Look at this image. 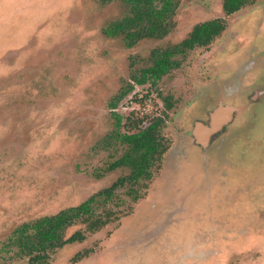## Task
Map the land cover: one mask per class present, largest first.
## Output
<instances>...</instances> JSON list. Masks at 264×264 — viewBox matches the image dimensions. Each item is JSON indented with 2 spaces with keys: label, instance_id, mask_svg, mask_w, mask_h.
<instances>
[{
  "label": "rangeland",
  "instance_id": "obj_1",
  "mask_svg": "<svg viewBox=\"0 0 264 264\" xmlns=\"http://www.w3.org/2000/svg\"><path fill=\"white\" fill-rule=\"evenodd\" d=\"M170 6L160 37L127 47L123 34H104L131 15L122 0H0V264H26L7 247L15 227L80 205L109 215L108 225L90 233L78 222L66 236L81 230L85 240L55 252L49 264H72L85 250L92 253L76 264H264V101L252 107L251 99L255 90L257 102L264 98V0L231 15L221 0ZM213 19L225 30L208 47L175 56L180 66L155 85L137 83L152 51ZM245 64L243 80L253 88L245 92L250 101L236 99L244 117L206 154L198 146L180 150L185 155L158 150L154 176L133 187L142 199L133 202L128 186L104 200L100 193L130 173L114 163L128 152L119 141L128 117L142 127L159 117L170 147L200 88V101L218 88L201 85L230 81Z\"/></svg>",
  "mask_w": 264,
  "mask_h": 264
},
{
  "label": "trees",
  "instance_id": "obj_2",
  "mask_svg": "<svg viewBox=\"0 0 264 264\" xmlns=\"http://www.w3.org/2000/svg\"><path fill=\"white\" fill-rule=\"evenodd\" d=\"M129 7L130 16L122 18L110 28L104 30V34L115 36L124 35L126 46L133 44L144 38H158L163 31L164 15L170 11L169 7L172 0H161L158 8L153 6V0H122ZM254 0H222V8L226 14L239 11L246 5L252 4ZM223 20L215 19L202 22L193 26L188 36L179 44L158 51L151 52L152 64L150 67L142 70L137 83L145 84L147 81L151 85L167 75L172 69L179 66L174 60L175 56H182L188 50L197 47H207L224 30ZM130 91V88L123 89L119 96L109 104L114 108L116 101L122 98ZM116 131L119 127L120 119L117 118ZM124 124L125 134L119 136V141L127 145L128 152L119 160H116V166H125L130 168L128 177L119 178L112 186L123 187L125 184H137L141 180H147L151 177V169L155 161L154 154L157 153L158 146L155 141V129L160 125V119H156L145 130L128 134L133 129L138 128L142 121L138 118H127ZM115 138V136H114ZM159 144V143H158ZM130 197L137 199L134 191L129 190ZM132 192V193H131ZM111 189L102 191L100 195L105 199L109 198ZM78 222L86 223V229L89 232L96 231L105 221L101 217H94L92 210L86 205L66 208L55 215L43 216L28 223H23L14 228L9 237L7 247L15 249V255L19 258H26V264H46L49 259V253L60 248L65 243L80 241L83 239V233L77 231L65 239L66 229Z\"/></svg>",
  "mask_w": 264,
  "mask_h": 264
},
{
  "label": "flooded vegetation",
  "instance_id": "obj_3",
  "mask_svg": "<svg viewBox=\"0 0 264 264\" xmlns=\"http://www.w3.org/2000/svg\"><path fill=\"white\" fill-rule=\"evenodd\" d=\"M247 6V5H246ZM221 8H222V0H221ZM244 8V7H243ZM241 10V9H240ZM239 10V11H240ZM222 11H223V13L224 14H226L225 12H224V10H223V8H222ZM238 12V11H237ZM234 13H236V12H234ZM231 14H233V13H231ZM231 14H226V15H231ZM214 20V19H213ZM211 21V20H210ZM206 22V21H205ZM224 30H225V28H224ZM223 30V31H224ZM222 31V32H223ZM221 32V33H222ZM217 38V37H216ZM213 42V41H212ZM211 42V43H212ZM209 46V45H208ZM207 46V47H208ZM199 48H201V47H199ZM202 48H206V47H202ZM193 50V49H192ZM188 51H191V50H188ZM187 51V52H188ZM187 52H185V54L187 53ZM183 56V55H182ZM180 66V65H179ZM178 66V67H179ZM177 67V68H178ZM176 69V68H175ZM173 70V69H172ZM211 75H212V73H210ZM231 75H233V78L230 80V81H224V82H220V80L219 81H217V82H213L214 80H211L210 82H208V83H206V84H203V85H201V86H203L204 88L205 87H207L208 85H210L211 86V88L213 89L214 88V85L212 84V83H217V86H218V88H217V90L216 91H214L216 94H213V91H210V93H209V95H208V99L206 98V95L204 96L205 97V99H203L202 98V101H200L199 100V97L201 96V94L203 93L202 92V88H200V90H199V93L201 92V94H199V96H198V99H197V103L195 102V104L193 105V106H191L190 104H191V102L189 103V105L191 106H189L185 111H183V113H181L180 115H179V118L181 119V123H183V124H185L186 126H183L182 127V130L180 131V134H181V136H180V134L179 133H175V135H173V136H176V139H175V141H174V143L175 144H173L172 146H166L167 144H166V138L162 135V128H163V123H162V121H161V119L158 117V118H153L154 120L152 121V122H150V124H152L156 119H160V125H159V127L157 128V129H155V141H154V143H156L157 144V146H158V149H157V151L158 150H160V153H161V151H162V153H166V152H168V154H171V152H174V151H176L175 149H177V150H179V151H176L177 152V155H185V153H182V151H180V150H188L190 147H195V146H198V147H200V148H202V153H207L206 151L207 150H209V149H207V148H209L210 147V145H211V143H210V141L211 140H213L214 138H216L217 136H222L223 135V133H224V131L226 132L227 131V127L228 126H230V124H232L233 122H234V124H235V122L239 119V118H242V117H244V115H242L241 116V114L239 113V112H237L238 111V108L240 107V105H239V103H237V101H236V99L238 100V95L239 96H243L244 98H246V101H250L249 100V97H248V93H245V92H247V89H251V88H253V86L251 87L250 85H249V83H248V81L247 80H243V79H245L244 78V76L245 77H249V75H250V69H249V65L248 64H245V65H242L241 66V68L238 70V71H236V72H234V73H232ZM147 82H149V81H147ZM146 82V83H147ZM126 88H128V87H126ZM130 88V91L126 94V95H128L130 92H131V89H132V87L130 86L129 87ZM258 89V88H257ZM260 90V89H259ZM204 91H206V90H204ZM224 91H227V96L225 95L224 96ZM261 92H263V90H260ZM264 93V92H263ZM120 94V93H119ZM119 94L117 95V96H115L114 97V99H113V101L119 96ZM217 94H220V96H221V98H220V102L219 103H217L215 106H213L214 105V102L213 101H216L215 100V96H217ZM256 94H259V91H257V90H255L254 91V93H253V95L251 96V99L253 100V104H252V107L253 106H255L254 104L255 103H261L262 101H264V98L262 99V100H260L259 102H257V100L255 99L256 98ZM126 95H124L122 98H120V99H123ZM210 96V97H209ZM213 98V99H212ZM217 98V97H216ZM120 99H118L117 101H116V103L120 100ZM213 100V101H212ZM112 101V102H113ZM255 101V102H254ZM111 102V103H112ZM110 104V103H109ZM167 104V103H166ZM116 106V105H115ZM170 106L171 105H169L168 107L170 108ZM110 108V107H109ZM115 108V107H114ZM114 108H110V109H114ZM225 108H227V109H230L231 111H232V113H231V116H230V120H229V122L226 124V125H223L222 127H221V129L219 130V131H217L216 133H214V134H212V135H210L209 137H208V139H207V141H206V146H202V144H199V141H198V137L199 136H202L201 135V133L199 132V133H197V138H196V136H195V130L198 128V129H201L202 130V127H209V125H210V122H211V115H212V113L214 112V111H216V110H218V109H225ZM234 108H235V110H236V112H237V114L236 113H234ZM132 114V113H131ZM235 114H236V116H235ZM131 117V116H130ZM129 118V117H128ZM189 120H191L190 122H189ZM186 121V122H185ZM191 122L193 123V124H191ZM187 123H189V125H187ZM149 124V125H150ZM142 125V123L140 124V125H138V128H136V129H133L131 132H129L130 134H135V133H139V132H141V131H143V130H145L147 127H142L141 126ZM128 133V134H129ZM223 137V136H222ZM221 137V138H222ZM164 142H165V145H164ZM159 143V144H158ZM183 143L188 147V148H184L183 147ZM189 145V146H188ZM161 153V154H162ZM163 155H165V154H163ZM127 168V167H126ZM129 168V167H128ZM153 168V167H152ZM151 177L149 178V179H147V180H150L153 176H152V169H151ZM129 175H130V173H129ZM128 175V176H129ZM127 176V177H128ZM126 177V176H125ZM118 180V179H117ZM116 180V181H117ZM147 180H141V181H147ZM140 183V181L137 183V184H139ZM137 184H135V185H137ZM134 184H125L123 187H128L129 186V188H128V191H127V193H128V196L130 197V192H129V190H132L133 189V187L135 186ZM112 186H113V184L110 186V188L109 189H111V193L113 192V190H115L116 188H123V187H114V188H112ZM108 189V190H109ZM105 191V190H104ZM133 191H134V195H136V196H138V198L137 199H133L132 197H130L131 199H132V201L133 202H137L138 200H140V199H142L143 198V196H140L134 189H133ZM132 193V192H131ZM104 197V196H103ZM111 197V194H110V196H109V198ZM109 198H107V199H109ZM107 199H105V197H104V200H107ZM70 208V207H69ZM64 210V209H63ZM91 210V209H90ZM60 211H62V210H60ZM59 211V212H60ZM57 214V213H56ZM51 216V215H50ZM43 217V216H42ZM95 217V216H94ZM98 217H101L102 218V220H104L105 221V224L104 225H106L107 224V222L109 221V215L106 217V219H104V217L103 216H98ZM39 218H41V217H39ZM38 219V218H37ZM109 223V222H108ZM77 224V223H76ZM76 224H74V225H72V226H75ZM104 225H102L100 228H102V227H104ZM108 225V224H107ZM72 226H70V227H68L67 229H66V232H67V230L69 229V228H71ZM18 227V226H17ZM16 228V227H15ZM100 228H98L96 231H98ZM80 232H82L81 230H79ZM87 231V230H86ZM96 231H93V232H90V233H94V232H96ZM66 232H65V239H67L69 236H71L73 233H75V232H73L71 235H69V236H66ZM77 232V231H76ZM87 232H89V231H87ZM83 233V239L82 240H80V241H74V242H71V243H65L64 245H62L60 248H57V249H55L52 253H49V259H48V261H47V263L46 264H49V262H50V259H51V256L55 253V252H57V251H59V250H62L66 245H70V244H75V243H77V245H79L80 243H82L84 240H85V233L84 232H82ZM90 253H92V251H87V250H85V251H83V252H78V253H76L74 256H73V258L71 259V261H72V264H76V263H78V262H80V261H82V260H84V258H88L87 256L90 254ZM23 259V258H22ZM26 259V258H25ZM26 263H27V259H26Z\"/></svg>",
  "mask_w": 264,
  "mask_h": 264
},
{
  "label": "water",
  "instance_id": "obj_4",
  "mask_svg": "<svg viewBox=\"0 0 264 264\" xmlns=\"http://www.w3.org/2000/svg\"><path fill=\"white\" fill-rule=\"evenodd\" d=\"M232 111L230 109H218L214 111L211 115V122L209 127H202L201 129L195 130V136L197 138V133H201L202 136H199L197 139L199 141V144H202V146H206V141L208 137L217 131L221 129L223 125H226L231 116Z\"/></svg>",
  "mask_w": 264,
  "mask_h": 264
}]
</instances>
